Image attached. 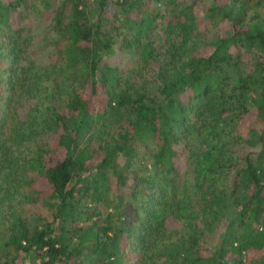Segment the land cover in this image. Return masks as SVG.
<instances>
[{
  "label": "trees",
  "instance_id": "obj_1",
  "mask_svg": "<svg viewBox=\"0 0 264 264\" xmlns=\"http://www.w3.org/2000/svg\"><path fill=\"white\" fill-rule=\"evenodd\" d=\"M264 264V0H0V264Z\"/></svg>",
  "mask_w": 264,
  "mask_h": 264
},
{
  "label": "rangeland",
  "instance_id": "obj_2",
  "mask_svg": "<svg viewBox=\"0 0 264 264\" xmlns=\"http://www.w3.org/2000/svg\"><path fill=\"white\" fill-rule=\"evenodd\" d=\"M26 264H32L30 260H26Z\"/></svg>",
  "mask_w": 264,
  "mask_h": 264
}]
</instances>
